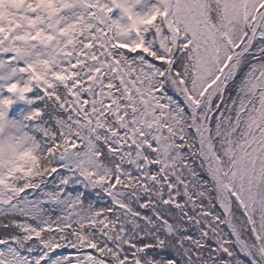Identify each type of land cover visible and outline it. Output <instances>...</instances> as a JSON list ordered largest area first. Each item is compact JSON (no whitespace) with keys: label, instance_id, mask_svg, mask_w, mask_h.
<instances>
[{"label":"snow or ice","instance_id":"obj_1","mask_svg":"<svg viewBox=\"0 0 264 264\" xmlns=\"http://www.w3.org/2000/svg\"><path fill=\"white\" fill-rule=\"evenodd\" d=\"M0 264H264V0H0Z\"/></svg>","mask_w":264,"mask_h":264}]
</instances>
